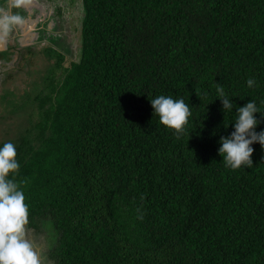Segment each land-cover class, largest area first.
Wrapping results in <instances>:
<instances>
[{"label":"trees","instance_id":"16d2710c","mask_svg":"<svg viewBox=\"0 0 264 264\" xmlns=\"http://www.w3.org/2000/svg\"><path fill=\"white\" fill-rule=\"evenodd\" d=\"M80 3L78 57L48 51L33 95L0 88V119L24 115L2 142L10 178L52 264H264V150L238 169L217 152L235 107L264 112V0ZM158 95L189 105L183 132L153 114Z\"/></svg>","mask_w":264,"mask_h":264},{"label":"clouds","instance_id":"9594fccd","mask_svg":"<svg viewBox=\"0 0 264 264\" xmlns=\"http://www.w3.org/2000/svg\"><path fill=\"white\" fill-rule=\"evenodd\" d=\"M11 22L19 23L21 19L13 16ZM8 23L7 19L3 22L5 30ZM254 84L253 79L247 80L248 87ZM216 99H219L223 113L233 111V99L219 84L216 85ZM149 101L153 114L159 118L161 124L175 130L176 133L184 131V126L192 113L182 98L158 95ZM262 123L264 112L258 108L254 100H248L243 105L235 107V117L230 124L232 131L227 135H221L218 140L217 152L226 167L238 169L241 166L253 165V145L258 143L264 150V128L257 131ZM16 156V147L11 141L0 144V264H39L33 246L26 238L28 205L25 203L24 192L15 180L10 178V173L14 176L20 168Z\"/></svg>","mask_w":264,"mask_h":264},{"label":"rangeland","instance_id":"374dc122","mask_svg":"<svg viewBox=\"0 0 264 264\" xmlns=\"http://www.w3.org/2000/svg\"><path fill=\"white\" fill-rule=\"evenodd\" d=\"M50 2L51 5L62 7V10H64V17L55 19L56 23L54 20L52 22L53 27L56 25L55 32L60 36V42L54 41V44L45 37V40H47L46 42L42 41L39 43L37 49H28L26 54L21 55L18 54L17 51L4 52L3 54L7 58L9 57V59L0 69V88H7L9 84L10 89L19 95H33L43 89L42 86L44 85L46 69L53 66L54 61L61 53L64 55L65 59L63 61L64 67L69 66L71 61L76 58L77 53L80 51V29L82 28L81 25L83 20L80 0H50ZM0 11H3L2 8H0ZM28 27L31 28L30 26ZM38 35L40 38L39 32ZM64 38H66L65 42ZM50 45H56L57 48H48ZM48 51H52L51 53H54V57L56 58H48ZM57 52L59 54L58 57ZM29 53L31 54L29 55ZM60 71L61 69L58 72ZM3 106L4 105L0 100V112ZM23 118L24 115L22 116V120ZM22 120L19 121L22 122ZM19 121L16 118L0 119V144L7 138L9 131L11 132V130H15L16 127L20 128L19 124L21 123H19ZM25 227L26 238L32 244L33 250L38 257L39 264H52L51 259L49 258V250L51 247L49 229L42 227L39 230H35L27 225Z\"/></svg>","mask_w":264,"mask_h":264},{"label":"flooded vegetation","instance_id":"af4514ba","mask_svg":"<svg viewBox=\"0 0 264 264\" xmlns=\"http://www.w3.org/2000/svg\"><path fill=\"white\" fill-rule=\"evenodd\" d=\"M55 6L56 5H51L50 0H1L0 8H2L3 11H0V39H4L3 43H5L6 45H3L0 48V69L9 59V57L7 58L3 54L4 52L17 51L18 54L22 55L26 54V51L28 52V49H37L38 44L42 41L46 42L47 40H50L51 43H54V41L60 42V36H58L55 32L56 25H54L53 27L52 22L54 20V22L56 23L55 19L64 17V10H62L61 7L60 11L58 9L59 6ZM13 16L20 17L21 21H25L28 19L30 21L33 20L35 21L36 25L32 26L31 28L28 27L30 25H26L27 28L24 29L20 26V22H11V17ZM6 19L9 21L7 30H5L3 26V22ZM24 31H26L25 33L30 35L27 43H24V41H26V38H22V33ZM1 32L7 33L6 38L5 36L1 35ZM38 32L40 33L41 40L39 38ZM45 37L48 39L45 40ZM65 40L66 38H64V42ZM49 47L57 48L56 45H50ZM30 54L31 53H29V55Z\"/></svg>","mask_w":264,"mask_h":264},{"label":"water","instance_id":"95a60500","mask_svg":"<svg viewBox=\"0 0 264 264\" xmlns=\"http://www.w3.org/2000/svg\"><path fill=\"white\" fill-rule=\"evenodd\" d=\"M29 21V20H28ZM32 21L33 20H31L30 22H31V24H33L32 23ZM26 20L25 21H21L20 23V26L22 27V28H24V29H26L27 28V24H26ZM35 22V21H34ZM26 31H24L23 33H22V35H23V39H25L26 38V41H24V43H27L28 41L27 40H29V37H30V35L29 34H27V33H25ZM2 33V32H1ZM1 35H3V36H5V38H6V36H7V33L5 32V33H2ZM3 41H4V39L3 40H1L0 39V48L3 46V45H6L5 43H3Z\"/></svg>","mask_w":264,"mask_h":264},{"label":"bare ground","instance_id":"6f19581e","mask_svg":"<svg viewBox=\"0 0 264 264\" xmlns=\"http://www.w3.org/2000/svg\"><path fill=\"white\" fill-rule=\"evenodd\" d=\"M28 20H29V19H28ZM28 20H26V21H27L26 24H27V25H30V27L36 25V23H35L34 21H32L33 24H31L30 20H29V21H28ZM30 32H31V31H30ZM30 32H29V33H30ZM0 38H1V37H0Z\"/></svg>","mask_w":264,"mask_h":264}]
</instances>
